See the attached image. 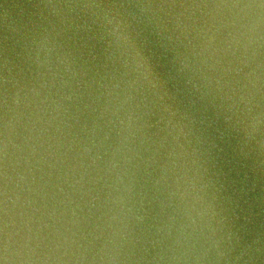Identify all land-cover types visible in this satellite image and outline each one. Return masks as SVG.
Masks as SVG:
<instances>
[{
	"label": "water",
	"instance_id": "1",
	"mask_svg": "<svg viewBox=\"0 0 264 264\" xmlns=\"http://www.w3.org/2000/svg\"><path fill=\"white\" fill-rule=\"evenodd\" d=\"M0 264H264V0H0Z\"/></svg>",
	"mask_w": 264,
	"mask_h": 264
}]
</instances>
